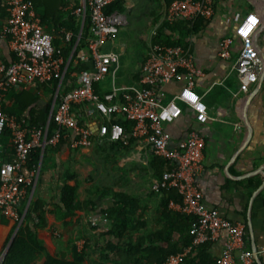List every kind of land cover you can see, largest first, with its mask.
<instances>
[{
  "label": "crops",
  "instance_id": "0c3cea01",
  "mask_svg": "<svg viewBox=\"0 0 264 264\" xmlns=\"http://www.w3.org/2000/svg\"><path fill=\"white\" fill-rule=\"evenodd\" d=\"M54 1L58 0H50L52 4H55ZM83 1L66 0L63 11L57 15L69 21L66 18L73 14V20L79 22L75 34L71 29H64L63 33H71L69 40L59 37V29L50 25L49 21L42 24L52 39L59 41L57 48L60 50L73 40L68 55L65 58L62 56L64 63L61 65V78L43 84L16 85L1 97V106L5 114L23 127L31 118L39 119L45 108L47 122L54 108L55 93L57 91L62 93L75 84L78 69L91 66L89 61L79 60V56L88 52L86 47L80 49L77 55H73L81 35L85 14H76L72 7L75 2L80 4L78 7L82 6ZM213 1V15L205 19L204 24L186 39L193 52L195 65L203 72L195 79L194 91L202 96L207 106L208 118L203 123H196L192 120L190 111L179 103L182 106L181 115L165 128L174 145L183 140L190 129L199 133L203 140L201 151L203 168L197 175L195 184L201 192L202 201L205 206L215 208L220 215L230 221L243 224L242 249L251 252L253 263L264 264V0ZM161 8L158 0H124L121 12L125 16V24L112 40L103 46L119 53L118 70L121 57L130 49L129 36H119L118 33L125 31L128 25L133 24L132 21L140 20V30L148 35L145 37L146 41L139 58L134 63H132L134 59H131V68L127 71L129 81L118 83L116 79L117 84H129L137 79L149 42L157 35L156 33L151 37L150 30L154 25H158V32L165 24L160 21ZM35 10L38 15L45 12L43 7L39 6ZM5 17L6 3L5 6H0V28ZM244 18L255 24L252 40L262 66L256 81L247 92L238 90L233 69L240 47L234 31L239 21ZM225 36H230L232 42L229 55L222 57L219 55V42ZM11 57L7 41L0 38V62H8ZM101 85L102 90L109 87V74ZM180 86L181 82L165 84L162 89L164 97H170ZM93 144L88 148L79 149L72 147L70 149L67 146H62L58 150L48 148L44 154L45 147L39 149L37 178L27 190L25 200L19 202L16 207L22 220L31 197L44 204L41 213L44 223L43 226L36 228L35 234L45 251L37 255L35 264H41L46 254L64 255L71 259V247L75 245L78 250L83 245L88 222L104 229L109 228L102 210L111 206L115 193L131 196V199L124 200L126 210L131 213L129 217L131 224L124 231L121 242L160 229L165 221L163 216L165 211L176 212L168 207V204L164 209L161 193L150 190V183L155 177L148 166L149 156L142 154L137 144L110 153V159L106 161L97 155ZM12 153L8 151L5 154L0 148V159L8 160ZM67 170L76 174V178L67 183L77 185V199L82 206L74 210L71 216L63 217L55 204L60 203L62 175ZM24 173L27 174L26 168ZM15 221L17 220L0 210V256L8 247L16 227H12ZM183 226L182 220L176 219L170 223L172 243L183 245L184 240H188L186 228ZM223 238L224 234H221L216 240L204 244L198 251L196 261H200V264H212L221 250ZM87 255L89 257L81 264H90V260L96 257L90 251Z\"/></svg>",
  "mask_w": 264,
  "mask_h": 264
},
{
  "label": "built area",
  "instance_id": "2783aa9c",
  "mask_svg": "<svg viewBox=\"0 0 264 264\" xmlns=\"http://www.w3.org/2000/svg\"><path fill=\"white\" fill-rule=\"evenodd\" d=\"M114 0H84L73 10L89 17V34L86 38L87 53L80 61H89L90 67L77 70L75 84L64 92L55 93L54 108L47 123L23 127L8 117L2 109V95L16 85L43 84L61 78L64 63L59 48L52 45V36L44 30L41 19L30 0H6V20L0 28L11 51L8 62H0V137L3 128L10 129L14 151L8 160L0 159V210L18 222L16 211L19 202L25 200L27 190L35 182L38 169L24 173L27 154L31 148L43 149L55 145L60 138L72 148H88L95 141L121 142L124 146L137 144L142 154L160 157L168 162L158 177L153 178L150 190L160 194L162 189L174 188L179 201L168 200V207L190 216L189 234L192 239L181 251L169 254L161 264H181L191 248L197 244L212 242L224 234L222 247L214 258L215 264H252L251 252L242 249L244 226L220 215L215 208L204 205L202 195L195 184L203 165V140L190 129L177 144L165 126L182 113L181 103L196 123L208 118L202 96L194 91L195 79L202 69L195 65L194 55L188 43L166 45L150 41L137 79L129 84H117L119 53L103 47L125 24L122 12H104V7ZM214 13L213 0H167L161 8V20L173 25L185 21L191 26L197 18L208 19ZM158 25L150 30L151 37ZM255 24L244 18L239 21L234 34L240 47L233 64L238 90L247 92L261 70V60L253 44ZM65 40L71 38L64 33ZM231 37L219 42V55H229ZM110 75V85L105 90L101 83ZM181 82L178 90L164 97L163 86ZM56 129L47 135L48 123ZM117 118L132 122L126 129ZM3 264V256H0Z\"/></svg>",
  "mask_w": 264,
  "mask_h": 264
},
{
  "label": "trees",
  "instance_id": "16d2710c",
  "mask_svg": "<svg viewBox=\"0 0 264 264\" xmlns=\"http://www.w3.org/2000/svg\"><path fill=\"white\" fill-rule=\"evenodd\" d=\"M36 7H43L44 14L40 15L41 23H48L59 29L58 36L64 37V29H71L74 34L77 33L79 28V22L73 20V14L68 15L66 18L69 21L57 16L58 13L63 11V6L66 0H58L50 2V0H30ZM53 1V0H52ZM160 7L167 0H158ZM124 0H114L104 7V12L109 13L112 11L121 12L123 9ZM4 2L0 0V6H5ZM162 4V5H161ZM80 4L75 2L73 9L77 8ZM72 9V10H73ZM2 10V9H1ZM7 17V12H6ZM4 18L3 22L6 20ZM83 27L81 35L79 37L77 46L73 51V55H77V52L86 47V38L89 34V17L87 10L85 12ZM205 19L197 18L191 26L185 21H175L173 25L165 23L163 27L158 30L154 41L166 44L175 45L187 43V36L194 33L202 24ZM58 40L53 38L52 45L57 48ZM73 40L65 46L61 51L62 56L65 58L70 52ZM4 111V110H3ZM47 108L42 111V116L39 119L31 118L30 121L24 125L29 128L32 125L44 126L46 122ZM126 129L130 127L132 122L123 118H117ZM55 123L52 118L48 123L47 135H51L56 129ZM62 146L70 148L67 141L60 138L55 145H47L43 150V154L48 148L58 150ZM95 152L98 156L102 157L104 161L110 159V153L124 150L127 146H124L121 142H110L104 140L102 142H96L93 144ZM0 148L6 154L8 151L11 153L14 151V145L11 141L10 129L5 126L0 137ZM72 149V148H70ZM43 156V155H42ZM40 158V150L38 148H31L27 154L26 170L37 168V164ZM148 166L151 169L154 177H158L160 173L168 168V162L160 157L149 155ZM62 184L59 190V204H55L56 208L60 211L63 217L71 216L74 210L81 208L82 204L77 199V185H70L67 183L69 180H74L76 174L67 170L62 175ZM162 205L166 209L169 199L179 201V196L174 188H167L161 190ZM114 200L111 206L102 210L105 219L109 223V228L104 229L99 225L88 222L86 224L84 242L83 245L76 250L75 245L71 247L72 258L68 259L64 255H49L46 254L41 264H81L85 258H88V252H92L96 255L95 259L90 260V264H161L169 254L181 251L184 247L188 246L191 242V235L189 234L190 216L180 212H173L166 210L163 214L165 221L163 226L145 236H136L134 239H128L127 242H121L120 239L124 238V231L131 224L129 222L130 211L126 210V202L124 200L131 199V196L125 193H115ZM22 203V202H21ZM43 202L37 198L31 197L30 202L23 214L22 220L19 222L17 230L12 237L5 255L3 256V264H35L37 255L45 248L41 241L36 237L35 230L38 227L43 226L44 218L42 216ZM19 215H21L19 213ZM36 219V221H34ZM182 220L184 223L183 228H186V236L188 240L183 242V245L171 242L170 223L174 220ZM17 225L15 221L12 225L14 228ZM183 229L181 228V231ZM180 231V232H181ZM114 239L116 241H114ZM145 240L149 241L148 243ZM206 243H201L193 246L181 264H200V261H196L198 257V251ZM198 260V259H197ZM212 264H215L214 260ZM255 264V263H253Z\"/></svg>",
  "mask_w": 264,
  "mask_h": 264
},
{
  "label": "rangeland",
  "instance_id": "374dc122",
  "mask_svg": "<svg viewBox=\"0 0 264 264\" xmlns=\"http://www.w3.org/2000/svg\"><path fill=\"white\" fill-rule=\"evenodd\" d=\"M133 24L128 25L125 31L119 32V36H124L127 37L126 35L129 36L130 41L128 43V48L129 51L126 53L125 56L121 57V65L119 70L117 71V82L122 83V82H128V70L131 68V59H134L132 63H134L138 58L140 51H142L143 46L146 41V36L148 33L145 35V32H142L140 30V24L141 21H132ZM115 162V161H114Z\"/></svg>",
  "mask_w": 264,
  "mask_h": 264
},
{
  "label": "water",
  "instance_id": "95a60500",
  "mask_svg": "<svg viewBox=\"0 0 264 264\" xmlns=\"http://www.w3.org/2000/svg\"><path fill=\"white\" fill-rule=\"evenodd\" d=\"M261 30H262V29H261ZM27 206H28V203H27L26 207H27ZM19 222H20V221H19ZM19 222L17 223V225H16V227H15V229H14V231H13V235L11 236V239H12V237L14 236L16 230H17V227H18V225H19ZM10 241H11V240H10ZM10 241H9V243H10ZM8 245H9V244H8ZM6 250H7V249H5V251L3 252L2 256L5 255Z\"/></svg>",
  "mask_w": 264,
  "mask_h": 264
}]
</instances>
